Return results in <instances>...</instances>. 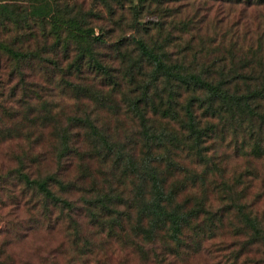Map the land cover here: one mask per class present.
Masks as SVG:
<instances>
[{"label": "rangeland", "instance_id": "374dc122", "mask_svg": "<svg viewBox=\"0 0 264 264\" xmlns=\"http://www.w3.org/2000/svg\"><path fill=\"white\" fill-rule=\"evenodd\" d=\"M44 6L58 18L73 16L80 29L52 30L47 13L42 26L51 35L21 69L37 83L25 78L0 105V264H264V100L261 116L214 117L195 143L183 121L189 92L154 82L153 65L134 41L142 37L215 76L221 70L240 90L264 88V3ZM136 104L150 112V139ZM144 159L164 181L169 206L188 214L179 230L169 222L152 226L143 210L152 194ZM21 170L31 177L56 172L61 183L51 188L73 207L26 184Z\"/></svg>", "mask_w": 264, "mask_h": 264}, {"label": "trees", "instance_id": "16d2710c", "mask_svg": "<svg viewBox=\"0 0 264 264\" xmlns=\"http://www.w3.org/2000/svg\"><path fill=\"white\" fill-rule=\"evenodd\" d=\"M59 1L61 0H55L56 3ZM225 1L243 2L246 5L264 3V0ZM45 3L46 0H0V105H5L16 89L24 83L25 78H30L28 80L32 84L37 83L33 73L25 74L21 69L23 64L40 56L42 40H47L51 35V32L42 26L47 13L53 22L52 30L60 25L77 31L80 29V26L74 23L73 16L58 18L55 16V10L51 14L48 12ZM57 5L59 4H55L56 8ZM134 41L139 49V57L145 58L153 65L154 82L161 78L170 85L172 91L181 93V90L185 89L189 92L183 105V121L187 134L195 143H199L209 134L207 129L210 120L214 117L221 118L224 111L231 115L242 113L250 116L262 115L260 108L264 100V88L255 86L244 91L240 90L233 77L221 70L218 71L219 75L215 76L211 67H208L209 70L202 67L198 69L184 65L181 61L172 60L167 50L161 46L151 45L142 37H136ZM52 43L51 51L57 46L55 40ZM8 63H12V68H8ZM142 99L145 101L147 97ZM172 101L173 98L167 100L169 108H172ZM141 108L136 104L135 111L146 139H150L149 129L152 121L150 112ZM165 113L168 115L167 111ZM82 120L99 140L107 142V137L90 118L85 117ZM141 171H146L151 180L152 194L145 202L143 210L152 217V226L169 222L175 230H179L182 220H185L188 214L181 213L177 205L169 206L171 196L164 190V181L145 159ZM19 175L26 184L33 185L38 191L56 201L59 206L73 207L71 202L55 194L51 188L52 183H61L56 172L31 177L29 172L21 170ZM244 216L254 226L253 219L247 214Z\"/></svg>", "mask_w": 264, "mask_h": 264}]
</instances>
